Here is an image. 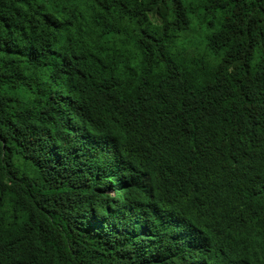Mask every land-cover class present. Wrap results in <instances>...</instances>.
I'll return each mask as SVG.
<instances>
[{
    "label": "trees",
    "instance_id": "trees-1",
    "mask_svg": "<svg viewBox=\"0 0 264 264\" xmlns=\"http://www.w3.org/2000/svg\"><path fill=\"white\" fill-rule=\"evenodd\" d=\"M0 264H264V0H0Z\"/></svg>",
    "mask_w": 264,
    "mask_h": 264
},
{
    "label": "rangeland",
    "instance_id": "rangeland-1",
    "mask_svg": "<svg viewBox=\"0 0 264 264\" xmlns=\"http://www.w3.org/2000/svg\"><path fill=\"white\" fill-rule=\"evenodd\" d=\"M200 49H202V48H200Z\"/></svg>",
    "mask_w": 264,
    "mask_h": 264
}]
</instances>
